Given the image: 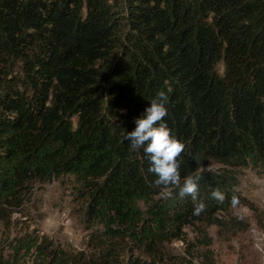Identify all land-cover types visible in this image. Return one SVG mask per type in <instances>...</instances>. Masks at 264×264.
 Masks as SVG:
<instances>
[{
    "label": "trees",
    "instance_id": "obj_1",
    "mask_svg": "<svg viewBox=\"0 0 264 264\" xmlns=\"http://www.w3.org/2000/svg\"><path fill=\"white\" fill-rule=\"evenodd\" d=\"M160 91L181 178L202 176L199 215L190 196L161 195L124 138ZM241 165L264 171V0H0V264H122L124 239L148 253L187 224H218L243 200ZM67 173L102 253L4 241L7 211Z\"/></svg>",
    "mask_w": 264,
    "mask_h": 264
},
{
    "label": "rangeland",
    "instance_id": "obj_2",
    "mask_svg": "<svg viewBox=\"0 0 264 264\" xmlns=\"http://www.w3.org/2000/svg\"><path fill=\"white\" fill-rule=\"evenodd\" d=\"M234 169L243 200L220 212L218 224H187L181 237L164 240L148 253L124 239L121 263L207 264L209 254L215 264H264V171L250 165ZM85 204L86 196L79 193L72 174L35 181L23 204L8 210L1 221L2 238L7 242L21 236H46L52 246L98 257L106 242L101 241V224L86 219Z\"/></svg>",
    "mask_w": 264,
    "mask_h": 264
},
{
    "label": "clouds",
    "instance_id": "obj_3",
    "mask_svg": "<svg viewBox=\"0 0 264 264\" xmlns=\"http://www.w3.org/2000/svg\"><path fill=\"white\" fill-rule=\"evenodd\" d=\"M168 97L160 91L150 100V106L139 116L134 118L136 125L131 132H125V139L130 142V150L143 149L150 160L148 171L157 177L154 185L161 189L165 198L173 196L178 190L180 198L190 196L193 203V214L199 215L205 204L199 200L198 182L201 174H189L183 179L180 174L178 157L184 150V144L171 134L164 118L167 115ZM211 198L222 203L225 195L216 187L211 190Z\"/></svg>",
    "mask_w": 264,
    "mask_h": 264
}]
</instances>
